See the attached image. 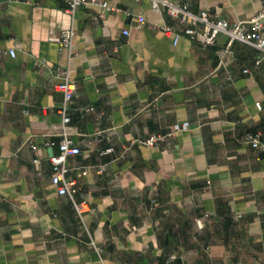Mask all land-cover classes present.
Listing matches in <instances>:
<instances>
[{
  "label": "crops",
  "instance_id": "crops-1",
  "mask_svg": "<svg viewBox=\"0 0 264 264\" xmlns=\"http://www.w3.org/2000/svg\"><path fill=\"white\" fill-rule=\"evenodd\" d=\"M102 1L113 10L0 1V264H264V151L245 142L260 132L264 145V55L223 35L174 46L151 27L174 21L148 1ZM174 1L230 23L262 8ZM70 28L71 50L59 52ZM57 67L76 85L67 177L88 204L83 221L51 183L62 139ZM184 124L162 144L124 151Z\"/></svg>",
  "mask_w": 264,
  "mask_h": 264
},
{
  "label": "built area",
  "instance_id": "built-area-1",
  "mask_svg": "<svg viewBox=\"0 0 264 264\" xmlns=\"http://www.w3.org/2000/svg\"><path fill=\"white\" fill-rule=\"evenodd\" d=\"M67 4V11L74 13L81 7H99L102 10H113L107 2L102 0H65ZM141 1V0H135ZM150 3L151 9L154 13L162 16L169 17L174 21V26L170 25H151L153 29L160 30L165 36L171 37L173 45L176 46L182 37L197 42L204 47L215 45L217 38L220 35L225 36L228 39V43H242L257 49L264 55V0H260L262 8L256 12L252 17L246 20L230 23L225 18H221L215 14H212L208 10H200L193 12L190 8V4L185 1L174 0H146ZM103 17V14H100ZM140 26L146 24V20L143 18L138 19ZM125 35H128V31H124ZM76 32L73 28L62 31L58 47L59 52L62 50H71L73 39ZM9 54L15 57V50H10ZM260 60H257L255 65L258 66ZM244 73H248L249 70L245 69ZM53 90L62 94V103L58 108V112L62 118V139L60 140L59 153L50 157L49 162L52 166L53 174L51 177V183L56 187L59 195L68 196L74 206V209L80 219L83 221L84 214L89 210L86 202H77L75 200V194L77 192L76 182L67 177L69 171L67 166L68 156L75 153L73 147V141L69 137L65 128L70 122L69 116L70 105L72 99L76 93V85L73 80L70 79V75L67 69L63 67H57L53 72ZM256 107L261 110L262 105L257 102ZM93 107L84 108V112H92ZM187 124L182 127H174L171 131L165 134H153L145 139H136L131 142L130 145L124 147L126 152L133 146L138 144L146 147H154L166 142L169 138L174 136L180 130H185ZM262 134L247 133L245 136V142L249 144L253 149L258 151H264V145L261 142ZM32 149L36 152L37 147L32 145ZM112 149H108L106 152H111ZM35 163H39L38 159H34ZM208 218V215H204L202 218L196 219V223L200 229L203 228V220ZM98 254L100 249L96 248ZM175 255L169 257V261L174 260Z\"/></svg>",
  "mask_w": 264,
  "mask_h": 264
},
{
  "label": "water",
  "instance_id": "water-1",
  "mask_svg": "<svg viewBox=\"0 0 264 264\" xmlns=\"http://www.w3.org/2000/svg\"><path fill=\"white\" fill-rule=\"evenodd\" d=\"M0 1H3V0H0Z\"/></svg>",
  "mask_w": 264,
  "mask_h": 264
}]
</instances>
